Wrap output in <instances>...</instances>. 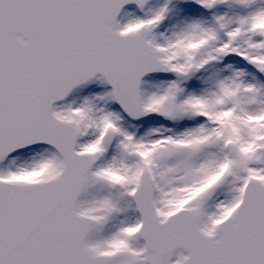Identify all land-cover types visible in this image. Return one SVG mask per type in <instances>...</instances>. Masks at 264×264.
<instances>
[{
	"label": "snow or ice",
	"instance_id": "obj_1",
	"mask_svg": "<svg viewBox=\"0 0 264 264\" xmlns=\"http://www.w3.org/2000/svg\"><path fill=\"white\" fill-rule=\"evenodd\" d=\"M0 264H264V0H0Z\"/></svg>",
	"mask_w": 264,
	"mask_h": 264
}]
</instances>
